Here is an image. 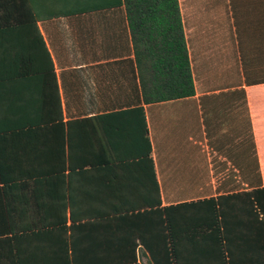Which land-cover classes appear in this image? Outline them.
Segmentation results:
<instances>
[{
	"label": "crops",
	"instance_id": "1",
	"mask_svg": "<svg viewBox=\"0 0 264 264\" xmlns=\"http://www.w3.org/2000/svg\"><path fill=\"white\" fill-rule=\"evenodd\" d=\"M178 1L194 94L161 103L123 0L12 13L0 61L28 73L0 88V264H155L161 210L264 187V0Z\"/></svg>",
	"mask_w": 264,
	"mask_h": 264
},
{
	"label": "trees",
	"instance_id": "2",
	"mask_svg": "<svg viewBox=\"0 0 264 264\" xmlns=\"http://www.w3.org/2000/svg\"><path fill=\"white\" fill-rule=\"evenodd\" d=\"M122 4L145 103L191 97L194 85L179 1L123 0ZM25 5L26 0H0V57L7 48L8 32L24 25L12 13ZM10 52L16 54L14 49ZM22 53L18 55L23 59ZM22 59L8 66L0 61V88L16 74L28 73ZM9 67L10 76L6 75ZM161 214L167 218L168 241L165 254L153 256L155 264H264V187L181 203ZM72 264H77L74 257Z\"/></svg>",
	"mask_w": 264,
	"mask_h": 264
}]
</instances>
